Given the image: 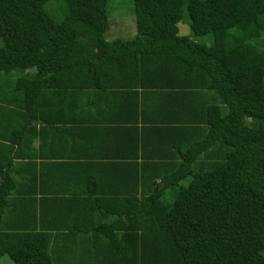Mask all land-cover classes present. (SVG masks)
Wrapping results in <instances>:
<instances>
[{
	"label": "trees",
	"instance_id": "16d2710c",
	"mask_svg": "<svg viewBox=\"0 0 264 264\" xmlns=\"http://www.w3.org/2000/svg\"><path fill=\"white\" fill-rule=\"evenodd\" d=\"M50 1L0 0V75L12 78L0 89V144L33 131L40 103L112 79L106 70L128 69L118 75L140 88L208 92L187 112L195 138L165 185L124 205L125 220L93 224L107 243L99 264H264V0H133L136 33L109 40L108 0H59L58 16ZM9 181L0 257L55 264L48 228L4 219ZM167 185L171 202L159 198Z\"/></svg>",
	"mask_w": 264,
	"mask_h": 264
},
{
	"label": "crops",
	"instance_id": "0c3cea01",
	"mask_svg": "<svg viewBox=\"0 0 264 264\" xmlns=\"http://www.w3.org/2000/svg\"><path fill=\"white\" fill-rule=\"evenodd\" d=\"M126 71L106 70L113 76L102 85L40 103L33 131L0 144V180L6 175L11 187L3 217L9 225L48 228L55 264L105 260L100 252L107 243L93 224L125 220L124 205L165 185L195 138L187 112L200 110L208 92L140 88L118 75ZM190 99L196 105H187ZM175 189L167 185L160 200L171 202ZM29 256L11 264H27Z\"/></svg>",
	"mask_w": 264,
	"mask_h": 264
},
{
	"label": "rangeland",
	"instance_id": "374dc122",
	"mask_svg": "<svg viewBox=\"0 0 264 264\" xmlns=\"http://www.w3.org/2000/svg\"><path fill=\"white\" fill-rule=\"evenodd\" d=\"M62 1V0H61ZM59 0H51L47 4V8L52 10V14L55 16L60 15V2ZM108 9V19L109 27L106 31L105 37L109 39H114L117 37L128 39L134 36L136 33L135 25V15L133 9V0H108L107 3ZM178 32L181 35L190 34L189 24L187 22V17L184 14L182 20L177 23ZM198 41L206 42L210 44L211 37L210 34L205 37L195 38ZM15 75V72L12 73V76ZM5 78H2L0 75V89L8 90L10 88L11 74H4ZM5 258L0 259V264H11L12 260L9 257L4 256Z\"/></svg>",
	"mask_w": 264,
	"mask_h": 264
}]
</instances>
